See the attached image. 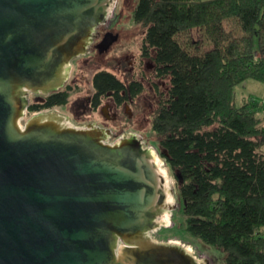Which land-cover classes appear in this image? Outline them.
Segmentation results:
<instances>
[{"label": "water", "instance_id": "water-1", "mask_svg": "<svg viewBox=\"0 0 264 264\" xmlns=\"http://www.w3.org/2000/svg\"><path fill=\"white\" fill-rule=\"evenodd\" d=\"M117 1L0 0V264L208 262L155 238L176 207L164 163L139 136L57 110L21 123L29 95L63 89L109 17L113 32Z\"/></svg>", "mask_w": 264, "mask_h": 264}, {"label": "trees", "instance_id": "trees-1", "mask_svg": "<svg viewBox=\"0 0 264 264\" xmlns=\"http://www.w3.org/2000/svg\"><path fill=\"white\" fill-rule=\"evenodd\" d=\"M140 56L154 65L152 130L174 172L186 231L225 253V264H264V106L235 103L246 81L264 84V0H138ZM198 29L200 41L186 38ZM184 37V39H182ZM211 48L204 50V44ZM107 71L92 78V107L144 93ZM70 85L28 106L66 105Z\"/></svg>", "mask_w": 264, "mask_h": 264}, {"label": "rangeland", "instance_id": "rangeland-1", "mask_svg": "<svg viewBox=\"0 0 264 264\" xmlns=\"http://www.w3.org/2000/svg\"><path fill=\"white\" fill-rule=\"evenodd\" d=\"M137 3L138 0H128L127 5H125L124 0L117 1L113 13H120V15L118 17H115V23L113 25L114 30L112 33H114L118 37V41L113 43L110 49L105 53H101L99 49H93L86 56L79 57L72 61V68L69 75V80L67 82V84L70 85L73 90L70 93V98L68 101L70 102V106L56 107L51 110H57L59 114L63 116H72L73 112L70 110V108L73 109L72 106H74V109H76L77 105L82 103L83 99H89L90 96L94 93L92 87V78L95 73L99 71H107L122 80V71H124V69L126 68V65L123 63L125 57H129L130 61L135 62V68L133 70L134 72H137L136 65L138 62V57L140 56V48L144 36V30L139 25H137L132 18L133 11ZM186 38H189L192 41H200L202 39V34L198 29H194L187 34ZM182 39H184V37ZM210 48L211 45L209 43L204 44V50H208ZM98 53H100V56ZM118 60H120L119 62L122 63L120 68L116 66ZM144 68L145 63L143 62V75H146L149 80H155L154 82L161 83V81L155 79L154 75L148 74V72H146ZM163 82L165 84V88L162 87L161 89L166 92L167 81ZM242 85L243 84L239 85L235 89V94L237 92V96L235 98V103L237 106H240L242 104V94H245V92L242 91ZM148 90V94L143 99L145 101L150 100V88ZM40 97V95H29V104L34 101L40 100ZM75 100L76 102H74ZM75 103H77V105H75ZM156 109L157 106H154L144 114L142 122L134 123L133 125H129L128 127H126L125 125L126 121L121 118H119L118 121H113L114 123L112 121L108 122L107 120L101 118V116L95 112L89 115L88 113L84 114L83 117H81L80 121H78L77 123L73 122L72 120L71 122L76 126L78 124L84 126L88 125L92 121L93 123H95L94 126L105 127L112 133L114 132V135H116L118 131H122L125 134L134 133L142 139L144 147L153 148L157 152L158 158L165 165L169 180L171 182L170 184L172 186L173 199L176 204V208L171 212L170 217L172 225L163 226L159 230H157L155 232V238H157L158 242L162 241L164 243H166L168 239L171 240L175 238L176 240L180 241V244L191 246L192 251H194L192 254L196 257V259L199 257H206L208 259L207 264H225V253L204 244L198 238L191 236L186 231L184 202L180 199L179 196V186L177 180L174 176V172L168 167L164 159H162L161 150L159 147L160 137H158L152 130L151 124L153 113ZM51 110H44L37 113H30L28 112V110H26L25 116L23 117L21 123L24 125L32 116L40 113H46ZM119 114L120 117H122L123 112H119ZM102 123L104 125H102ZM122 135L123 134L118 135L114 139L110 140V142H114Z\"/></svg>", "mask_w": 264, "mask_h": 264}, {"label": "flooded vegetation", "instance_id": "flooded-vegetation-1", "mask_svg": "<svg viewBox=\"0 0 264 264\" xmlns=\"http://www.w3.org/2000/svg\"><path fill=\"white\" fill-rule=\"evenodd\" d=\"M109 19H110V17L108 18L106 23H104L103 25L99 26L96 29V31L92 37V43L88 47L87 54H89L93 49L96 50L97 47H100L99 51L101 53H105L110 49V47L112 46L113 43L118 41V37L114 33L107 31V29H106L107 27L104 26L109 22ZM86 55H84V56H86ZM75 59H77V58H75ZM72 61H71V63H72ZM119 61L120 60L117 61L116 66H118L120 68L122 63H120ZM143 62L145 63V68H146V69L144 68V70L146 72H148V74L154 75V65L149 60H145V59L141 58V56H139L138 62L136 65L137 72H134L133 69L135 68V66H134L135 62L130 61L129 57H125L123 63L126 65V68L124 69V71H122V73H123L122 80H123V82L126 83L125 85L127 87L128 93L131 92L130 85L133 83L142 84L146 88L144 93H141L134 98H129L128 100L123 101L121 104L116 103L113 98L107 97L103 101L102 105H100L96 109H93V107H92V97H93V94H92L89 99H83L82 103H80L78 105H77V103H75V105H77L76 109H74V106H72L73 109L70 108V110L73 112L72 116H70V115L67 116L70 119V121L72 120L73 122L77 123L78 121H80L81 117H83L84 114L88 113V115H89V114H92L95 112V113L99 114L101 116V118H103L104 120H107L108 122L109 121L115 122V121H118L119 118H121L124 121H126L125 122L126 127H128L129 125H133L134 123L142 122L144 114L148 110H150L151 108L156 106L155 95H154L155 94V92H154L155 86L157 85L158 88H160V87L165 88V84L163 81H161V83L154 82L155 80L154 81L149 80V78L146 75H143ZM147 62H149V63H147ZM148 65H150V66H148ZM71 68H72V65H71ZM148 68H150V69H148ZM65 86H68V84L66 83ZM148 86H149L150 91H151L150 92L151 96L149 97L150 98L149 101H145L143 99L148 94V91H149ZM74 102H76V100ZM66 106L69 107L70 102H68L66 105H64L62 107H66ZM119 112H123L122 117H120ZM88 125H92V124L89 123ZM102 125H104V124L102 123ZM97 127L109 130V129L102 127V126H97ZM111 135H112V137L114 136V134H112V132H111Z\"/></svg>", "mask_w": 264, "mask_h": 264}, {"label": "crops", "instance_id": "crops-1", "mask_svg": "<svg viewBox=\"0 0 264 264\" xmlns=\"http://www.w3.org/2000/svg\"><path fill=\"white\" fill-rule=\"evenodd\" d=\"M241 88L246 94H242L243 97L241 103L251 100L264 106V84L249 80L244 82ZM236 96L237 92L235 94V98Z\"/></svg>", "mask_w": 264, "mask_h": 264}, {"label": "bare ground", "instance_id": "bare-ground-1", "mask_svg": "<svg viewBox=\"0 0 264 264\" xmlns=\"http://www.w3.org/2000/svg\"><path fill=\"white\" fill-rule=\"evenodd\" d=\"M158 158V157H157ZM159 159V158H158ZM160 160V159H159ZM161 161V160H160ZM169 177V176H168ZM169 182H170V180H169ZM171 183V182H170ZM168 192H169V194H168V197L169 198H172V200H173V204H174V207H176V204H175V201H174V199H173V191H172V186L170 185V187L168 188ZM168 212L170 213L169 214V221H170V217H171V211L168 209ZM171 222V221H170ZM162 226V225H161ZM163 227V226H162Z\"/></svg>", "mask_w": 264, "mask_h": 264}]
</instances>
